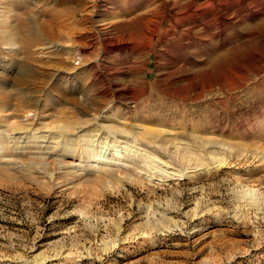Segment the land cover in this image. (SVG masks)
<instances>
[{"label":"rangeland","instance_id":"obj_1","mask_svg":"<svg viewBox=\"0 0 264 264\" xmlns=\"http://www.w3.org/2000/svg\"><path fill=\"white\" fill-rule=\"evenodd\" d=\"M73 1L0 0L15 47L0 34V82L40 102L35 124H59L60 108L119 122L130 130L117 141L127 173L81 167L92 159L81 142L71 167L18 149L25 160L0 173V264H264V0H199L178 33L165 17L150 44L142 9L81 0L75 11ZM43 9L59 10L62 24ZM23 17L38 35L28 51ZM30 67L36 83L20 82ZM139 68L146 87L135 84Z\"/></svg>","mask_w":264,"mask_h":264},{"label":"bare ground","instance_id":"obj_2","mask_svg":"<svg viewBox=\"0 0 264 264\" xmlns=\"http://www.w3.org/2000/svg\"><path fill=\"white\" fill-rule=\"evenodd\" d=\"M14 1H19V0H12L13 3ZM74 1L73 2L75 3V7L73 6L74 7L73 9H75V11L79 10V8L86 6L85 2H83L82 4L81 0L79 1L74 0ZM207 1H215V0H207ZM200 3L201 2H199V0H162V1L161 0H119V2L116 4L117 5L119 4L118 6L122 7L126 11L124 15L136 13L137 10H139L140 12L142 9V11L140 13H137L136 16H138V19L140 17L142 19V20L140 19L141 22L145 24V29H146V32L148 33V36L146 39H147V42L150 44V41L152 43L157 31L159 30L160 24L162 23L165 17H167L169 22L171 23V26L169 28L174 33H176L178 31V27L181 26L180 25L181 15L187 12L193 15L196 8L200 7ZM98 6L99 4L96 3L92 7L94 9H97ZM110 7L111 5L108 4V6L105 9H102L103 11L100 10L101 12H99V14H103L104 12H107V13L110 12V9H109ZM43 11L44 13L46 12V14L47 13L49 14L50 16L49 22L51 24L54 25V23L56 22H59L62 24V22H60L61 17H60L59 10L54 9L53 11L50 9L49 10L43 9ZM9 16H11L10 12L8 15V12L6 10H0V34L2 37L4 36L3 40H5L7 44L11 45L8 50L12 51L13 49H15L14 45H12L14 35L13 33L11 35L9 34L5 35V33H3L4 31H6V27L10 24ZM184 18L187 19V16ZM26 20L27 19H25V17H23V19H20L19 31L22 34V37L20 35L21 43L23 44V47L27 50L29 49L28 48V46H30L29 44L31 45L33 44L32 41L38 40V35H36V33L33 31L34 29H32L31 25ZM129 20H135V19L128 18L126 21L122 22L123 25H127L128 23H130ZM135 21H138V20H135ZM124 44H125L124 46L127 47V43H124ZM60 45L61 44H52L48 47L58 48ZM146 45L148 44L146 43L145 46ZM140 48H141V45L138 46V49ZM137 70L138 71L136 72L137 78L135 80V84L137 86L146 87L149 84L147 70H145L144 68L143 70L140 68ZM38 74H39V68H36V69L35 67L34 68L30 67L27 69L22 68L20 69V73L18 74L17 79H19L20 82L28 79V80H31L33 84H35L36 78L39 77ZM3 83H1L2 85H0V88L2 89V92H0L1 93V96H0V162L3 161L2 159L4 158L3 162L5 163L0 165V173L9 175L10 174L9 169L12 168L13 164H15L16 166L17 164L19 165L20 162L25 160L24 156H26V151L18 150L24 147L27 150L29 149V153H31L32 150H34L32 152H35L37 149L38 154L36 153L35 155L43 156L42 159H44L45 156L47 157V159H48V156L49 157L52 156L53 163L54 162L58 163L60 167H71L72 165H74V162L67 161V159L70 157L72 159L77 158L76 157L77 153H73L70 155V151H71V148L75 146V144L80 143V142L82 144V151L80 152V156H85V154H87V156H91L90 158H92L89 160L82 159V161H86V163L84 164L82 163L81 167H87V165L91 166L92 162L101 163L102 161V164H105V165L99 171L101 178L110 177L111 175L115 174V172L117 171H120L121 173H124V172L127 173L125 168H123L124 170L120 168L122 169L120 170L119 167H117V166L123 167L124 166L123 163H121V165L120 164L116 165L117 163H119L118 162L119 159H123L126 157V156L124 157L125 152H122V149L121 150L117 149V145H120L118 144L117 141L127 142L129 140V135H128L130 131L129 129H128L129 131L124 130L126 128L121 129L123 125H121V127L118 126L120 124L119 122L116 123L115 121H111V122L102 121V120H106L107 118L104 114H101L98 116L99 117L98 119L99 120L101 119V122H99L98 119H96V121L94 122L89 121L88 119L87 120H75V119L72 120L74 117L73 113H69V111L61 109V108L59 110L61 114L60 113H59L60 115L58 114L59 117L61 116L59 124L57 123L56 125L52 123L53 125L49 124L50 126H47V125L45 126L44 123L40 124L39 120H37L39 121V123L35 124L34 123L35 118L41 117L42 119V117L44 118L46 116V115L44 116L43 112L41 113L38 112V106L40 105V102L37 99L36 100L30 99L31 101L29 99L24 100V98L26 99L27 97L26 96L23 97L22 95L23 93L25 94V89L21 86L22 85L21 83H19L18 87L15 90L17 93V96L14 95V93H12L13 91L11 92L10 90L5 89V85H4L5 83L4 84ZM15 96L16 98L18 97V102L16 101V103L12 102ZM96 103L98 105L99 103L102 104L101 101H97ZM98 105H97L98 109H102L103 111L107 109H111L110 107H108L110 105L104 108L103 106H98ZM126 108L131 109L132 107L126 106ZM79 110H80L78 111L79 114H84V111L82 110V108H79ZM69 114L73 115L72 119H70L71 117L69 116ZM87 126L93 127L92 131H94V134L92 133L90 134V132L89 134H87L88 133L87 128H86ZM143 129H144V132H141L143 133V135H146L147 137H150V138L154 136L155 131L152 130L151 128L148 127V128H143ZM82 132H85V134ZM138 133H140V131ZM10 148L16 149L15 150L16 152L14 151L16 154L13 153L14 154L13 156L8 155V153L10 152ZM123 148H125V150L128 149L126 146H124ZM114 149H115V152H114ZM165 149L168 150V147H166ZM92 165L94 166V164ZM195 167L196 166H194L193 168Z\"/></svg>","mask_w":264,"mask_h":264}]
</instances>
